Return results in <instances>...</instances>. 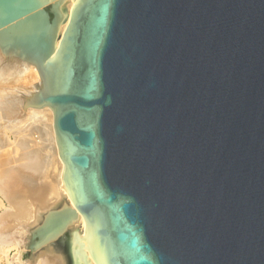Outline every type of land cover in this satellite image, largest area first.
<instances>
[{"label":"water","instance_id":"obj_1","mask_svg":"<svg viewBox=\"0 0 264 264\" xmlns=\"http://www.w3.org/2000/svg\"><path fill=\"white\" fill-rule=\"evenodd\" d=\"M62 2L0 0V46L54 110L75 264L82 239L98 264H264V0H76L57 48Z\"/></svg>","mask_w":264,"mask_h":264},{"label":"bare ground","instance_id":"obj_2","mask_svg":"<svg viewBox=\"0 0 264 264\" xmlns=\"http://www.w3.org/2000/svg\"><path fill=\"white\" fill-rule=\"evenodd\" d=\"M75 3L60 4L68 15L61 22L57 48ZM42 89L36 63L6 54L0 46V257L8 264H75L73 231L85 233L86 221L63 186L54 110L49 105L24 107ZM39 114L49 121L36 135L31 120ZM58 230L62 233L57 237ZM82 240L89 263L98 264L87 239ZM25 250L29 256L24 259Z\"/></svg>","mask_w":264,"mask_h":264},{"label":"rangeland","instance_id":"obj_3","mask_svg":"<svg viewBox=\"0 0 264 264\" xmlns=\"http://www.w3.org/2000/svg\"><path fill=\"white\" fill-rule=\"evenodd\" d=\"M25 83H29V82H25ZM30 84V83H29ZM28 84V85H29ZM40 115V114H39ZM42 118V119H41ZM40 120V121H39ZM41 120L42 121H44V122H41ZM39 121V122H38ZM48 121L49 120H47V119H45L44 117H42L41 115H40V117L37 119V120H31V125H34L35 126V129H36V132H37V134L36 135H38V132L40 131V132H44V126L48 123ZM3 123H5V121H2ZM35 122V123H34ZM1 131V130H0ZM6 134H9L12 138H14V136L12 135V133L11 132H7ZM1 211H2V209H1ZM0 211V212H1ZM25 253L23 254L24 255V259L25 258H28V256H29V253H28V251L27 250H25L24 251ZM0 256H1V254H0ZM0 264H8L7 262H6V260L5 259H3V258H1L0 257Z\"/></svg>","mask_w":264,"mask_h":264}]
</instances>
